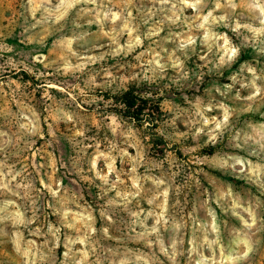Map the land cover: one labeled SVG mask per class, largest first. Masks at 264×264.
I'll use <instances>...</instances> for the list:
<instances>
[{
    "label": "clouds",
    "instance_id": "9594fccd",
    "mask_svg": "<svg viewBox=\"0 0 264 264\" xmlns=\"http://www.w3.org/2000/svg\"><path fill=\"white\" fill-rule=\"evenodd\" d=\"M23 6L25 25L16 37L17 44L0 38V59L4 61L0 70L16 75L27 72L42 80L37 87L43 89L45 112L51 109L46 102L54 99L51 89L67 96L55 111L56 119L81 125L74 136L83 139L71 142L76 153L70 157L73 169L81 179L99 182L97 195L104 202L98 205L99 226L90 205L82 210L67 206V189L62 180L46 181L42 174L45 165L37 163L38 150L32 151L36 138L44 139L42 114L24 103L18 80L7 78L9 92L4 91L5 83L0 80V99L4 100L0 116L5 121L0 126V153H3L0 245L8 249L7 257H0V264H154V252L128 247L126 241L158 250L168 264H178V258L185 254L188 264H253L259 251L254 237L264 232V217H258L254 203L242 201L229 186L222 193H204L200 204L205 214L203 219L196 215L195 204L186 215L181 193L188 186V179L194 180V176L187 174L183 183L177 184L176 177L181 175L183 165L174 166L168 159L172 153L167 150L155 166L146 164L144 149L136 139L135 117H128L131 124L122 127L115 112L102 111L105 134L101 140L85 136L79 113L65 105H74L82 111H86L83 105H95L94 111H100V102L104 109L113 105L126 108L123 102L117 104L113 99L90 95L89 91L98 87L107 91L117 81L118 87L130 81H142L149 88L135 94L151 98L150 86L163 81L168 69L179 75L163 84L162 89L173 85L181 88V81L192 78L193 73L185 68L190 55L197 56V63L202 61L208 69L207 73L195 74L199 82L206 74L222 75L225 69H232L242 51L250 47L255 53V63L245 60L227 76L231 83L205 88L207 101L202 95L189 100L185 94L188 107L177 105L170 123L175 127L179 120L185 125V130L176 133L178 137H190L194 142L203 138L206 145L215 148L222 144L229 149H217L194 159H219L216 165L219 171L230 170L237 179L243 177L258 186L264 185V163H253L249 158L254 156L264 161V113L259 111L264 106V67H259V57L264 56V0H24ZM53 34L48 51L58 50V55L49 60L43 49L48 47L47 38ZM96 35L107 39L106 52H96L97 46L90 43ZM19 45H25L28 50L17 59ZM129 56L130 61L122 62L141 71L117 76L111 67L103 64L109 57ZM37 64L52 71H39L35 68ZM97 64L101 68L84 79L83 87L80 83L63 87L55 79H49V76L72 75L79 80L90 66ZM101 74L103 83H98L96 76ZM213 91L224 99L212 97ZM9 103L17 106L15 113L8 110ZM248 113L257 118L240 119ZM43 123L47 124V135L54 137V125L49 123L47 115L43 116ZM142 123L144 128L150 126L143 118ZM86 140L92 142L85 143ZM130 148L136 149L135 155L129 153ZM26 151L31 152L30 162L28 157L14 159ZM44 192L51 209L46 220L40 216L43 207L40 197ZM134 201H142L146 207H133ZM212 203L237 221L231 229L227 255L220 247V224ZM117 209L128 217L119 236L114 234L118 227L114 218ZM206 250L212 254L206 255Z\"/></svg>",
    "mask_w": 264,
    "mask_h": 264
},
{
    "label": "rangeland",
    "instance_id": "374dc122",
    "mask_svg": "<svg viewBox=\"0 0 264 264\" xmlns=\"http://www.w3.org/2000/svg\"><path fill=\"white\" fill-rule=\"evenodd\" d=\"M24 0H0V38L6 40L9 44H17L16 37L21 32L22 27L25 25V8L23 6ZM95 30V29H93ZM221 31H226L225 29H220ZM54 35H50L47 38L48 47L44 48V55L48 56L49 60L54 59L58 55V50H53L51 53L48 51V48L51 47L52 39H54ZM231 35V33H229ZM90 43L95 44L96 52L107 51V39L103 36L96 35L91 38ZM35 45H30L29 47H34ZM170 47V46H169ZM23 51H20V50ZM27 48L25 45H19V55H17V59L22 58L26 52ZM83 50L82 48L80 49ZM197 52H200V49L197 48ZM14 53H7L6 55H13ZM255 53L252 48H247L242 51V56L236 62L232 69H225L223 74L213 73L211 76L205 75L202 81L197 82L195 79V74L203 71L204 73L208 72L207 68L203 67V62L200 61L197 63V56L190 55V58L185 61V68L190 70L193 73V76L188 81H181L183 87L177 88V86L173 85L170 88H163V84H168L170 79L173 76H178L179 73L175 70L168 69L166 72V77L163 81H157L150 86V90L152 91L151 98H148L154 108L159 104L161 114L157 118L158 121L157 129L143 127V123L135 124V128L138 129L136 134V139L139 141L141 146L144 149L145 153V162L146 164H151L153 166L156 165L157 159L162 158V152L167 150L172 153L171 156L168 157L170 161L173 162L175 166L177 163H182V171L181 175L176 177V183H183L185 176L187 174H192L194 176V180L192 178L188 179V186L184 188L181 193V203L185 206L186 215L188 211L193 208V205H196V215L203 219L204 212L200 208L201 201L204 199V193H222L229 186H231L233 194L238 195L242 201L252 202L255 205V211L258 217H264V185L258 186L257 184L249 182L245 178L237 179L236 176L229 170L225 172H221L217 169L216 165L220 163L219 159L217 161H211L206 159L196 160L194 157L204 156L208 154L210 149H214V152L217 149H222L223 151H229V149L224 148L222 144L217 145L215 148L206 145L203 143V138L200 141L194 142L190 137H178L176 133L179 131L185 130V125L182 124L179 120L176 121V126L173 127L171 125V120L173 117V113L177 110L176 106H180V108L188 107V104L184 100V95L186 94L189 100H193L195 96L202 95L207 101L209 99L208 94L204 93L205 88H212L213 84H219L222 86L224 83H231V81L227 80V76L231 74V72L237 70L239 68L240 63L245 60L252 61L254 60ZM75 57H73V60ZM131 56L125 58L120 57L117 59H112L111 57L107 58L103 64L105 66L111 67L113 73L117 76L119 75H130L133 72H139L141 69L139 67H132L130 64L122 62L125 60H131ZM3 59H0V65H3ZM259 67H264V56L259 57ZM35 68L39 71L43 72H51V68H45L42 64H37ZM101 68L100 64L90 66V68L80 76L79 80L75 79L72 75L67 77H52L49 76V79H55L59 82L63 87H68L73 83H80L81 87L84 86V79L94 71H98ZM11 76L12 79L18 80L20 84V91L24 94L22 99L24 103L30 104L35 107L37 111H39L41 115V127L45 133L44 139L36 138V143L32 148V151H37L36 160L37 163L44 164L45 168L42 170V174L45 176V180L51 179L52 182H55L57 179L62 180L64 187L67 189V194L65 199L67 200V206L72 208L73 210H82L85 205H90L93 210H95L94 214L97 215L96 224L99 226V217H98V205L103 204V200L98 197V192L100 189L96 186L98 181L91 180H83L80 175L73 169L72 162L70 157L76 155L73 150V144L71 142L75 140L83 139L82 137L74 136V132L77 127L81 125H74L71 123H65L63 120L56 119V111L55 109L59 105V102L62 100H66L67 96L57 91L56 89L50 90V95L54 98L52 100H48L47 105H51V109L48 112L44 111L45 101L42 97V88H38L37 85L41 84L42 80H37L35 75H30L27 72H21L19 75L13 74L9 70H0V80H3L5 83V92H9V88L7 87V78ZM22 77V78H21ZM98 83H103L102 74L96 76ZM119 82L117 84H113L110 89L107 91L102 90L101 88H95L89 91L90 95H96L99 97H103L105 100L113 99L119 104L117 100L125 91L130 88H136L140 92H144L149 88L146 82L142 81H130L124 87H118ZM139 84V87H137ZM13 88L16 85L12 86ZM162 89V90H161ZM115 92L113 96L112 93ZM212 97L217 100L224 99L220 97L214 91L212 92ZM10 99V98H7ZM232 103L231 100L228 101ZM4 100L0 99V107H3ZM8 110L12 113L17 111V106L13 103L8 104ZM65 107H71L73 111L79 113V119L82 121V127L85 129V136L94 137L103 140L105 129L102 127V111H113L116 113L118 117V122L122 127L126 126V124H131V120L125 118L121 113L124 111V107H115V105L110 106L109 109H104L103 103L100 102L99 107L100 111H94L95 105H83V108L86 111H82L80 109H76L74 105H65ZM260 113H264V106H261L259 109ZM47 115L49 118V123L54 125L55 136L50 137L47 135V124L43 123V116ZM257 116L248 113L242 114L240 116L241 120L244 119H256ZM186 119V118H184ZM5 121L2 116H0V126L4 125ZM151 123V122H150ZM160 130V131H157ZM161 132L164 135H161ZM165 136L168 137L165 140ZM111 139V136L109 135ZM51 140V143H47V141ZM160 141H163L162 144ZM91 140H86L85 143H91ZM160 143V144H157ZM171 144L172 147H168ZM183 149V150H181ZM91 152V149H89ZM136 149L130 148L129 153L135 155ZM31 152L26 151L21 153V156L14 157V159H22L24 157L29 158L30 162ZM3 157V153H0V158ZM155 158V159H154ZM253 163H264V161H258L257 157H249ZM50 164V166H49ZM119 167V165H118ZM164 168H168V164H164ZM143 168L140 169L143 172ZM29 171H32L30 168ZM87 171L85 165V172ZM35 175V173H33ZM90 175V174H89ZM39 187V184H37ZM73 193H75V198L73 197ZM109 195H114V193H110ZM104 199H107L105 197ZM49 197L46 192L42 193L40 197V203L43 205L40 216L42 220H46L47 216H50L51 209L48 207ZM228 202L226 201L225 204ZM133 207L142 206L146 207L142 203V201H134ZM211 206L216 208L218 222L220 224V247H222L225 251V255H227L228 251V243L229 236L231 233L232 226L237 223L235 218L231 217L230 213H225L221 211L220 208H217L215 203H212ZM54 221L57 219L56 217H51ZM114 218L117 220V229L115 230V235L119 236L124 229V226L127 223L128 217L126 214L120 212L118 209L114 213ZM149 225H151L152 221H148ZM254 239L258 240V249L259 251L255 254L253 259V264H264V232L257 233ZM185 249L188 247L187 245V237L185 238ZM109 243H115L110 241ZM128 247L132 248H142L146 252H154L155 260L154 264H168L167 258L162 256L158 250L148 249L142 243H136L133 241H126ZM7 247L5 245H0V257H7ZM206 255H211V250H206ZM178 264H188L187 255H182L178 258Z\"/></svg>",
    "mask_w": 264,
    "mask_h": 264
},
{
    "label": "trees",
    "instance_id": "16d2710c",
    "mask_svg": "<svg viewBox=\"0 0 264 264\" xmlns=\"http://www.w3.org/2000/svg\"><path fill=\"white\" fill-rule=\"evenodd\" d=\"M137 92L140 91L136 88H130L117 99L119 103L123 102V104L126 105V108L124 107V111L121 114L125 118L135 117L137 123H142L143 118L149 122L151 128L154 130L157 129V118L161 114L159 104L153 108L152 104H150L151 101L148 98H142L140 95L135 94ZM162 142L163 141H160L161 144ZM205 152L214 153V149Z\"/></svg>",
    "mask_w": 264,
    "mask_h": 264
}]
</instances>
